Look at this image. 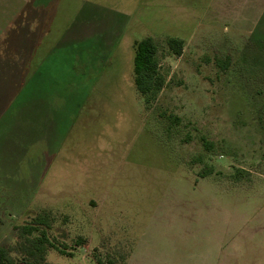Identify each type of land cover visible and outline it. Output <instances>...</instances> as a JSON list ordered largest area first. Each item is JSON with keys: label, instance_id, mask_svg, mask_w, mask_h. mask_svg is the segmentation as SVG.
I'll return each instance as SVG.
<instances>
[{"label": "rangeland", "instance_id": "1", "mask_svg": "<svg viewBox=\"0 0 264 264\" xmlns=\"http://www.w3.org/2000/svg\"><path fill=\"white\" fill-rule=\"evenodd\" d=\"M147 38L165 79L150 103L133 71ZM38 217L48 264H264V0H0L15 262Z\"/></svg>", "mask_w": 264, "mask_h": 264}, {"label": "trees", "instance_id": "2", "mask_svg": "<svg viewBox=\"0 0 264 264\" xmlns=\"http://www.w3.org/2000/svg\"><path fill=\"white\" fill-rule=\"evenodd\" d=\"M168 45L170 49L177 55L181 56L184 41L180 39H169ZM134 83L135 87L147 103L156 99L157 95L162 91L165 84L164 77L159 71L158 47L152 38L144 39L135 45V55L133 61ZM207 147V143H204ZM209 147V146H208ZM49 223L45 217H38L32 224L23 226L20 231V239L24 238L28 246L26 255L28 259L22 262H15L10 255V251L0 246V264H48L46 261V253L49 247H52L45 230L41 227H47ZM35 233L38 235L34 236Z\"/></svg>", "mask_w": 264, "mask_h": 264}, {"label": "crops", "instance_id": "3", "mask_svg": "<svg viewBox=\"0 0 264 264\" xmlns=\"http://www.w3.org/2000/svg\"><path fill=\"white\" fill-rule=\"evenodd\" d=\"M28 61V60H27ZM33 72H35V70L33 71ZM34 74V73H33Z\"/></svg>", "mask_w": 264, "mask_h": 264}]
</instances>
